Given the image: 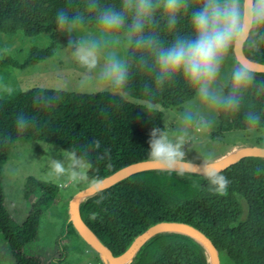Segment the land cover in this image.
Masks as SVG:
<instances>
[{
  "label": "trees",
  "instance_id": "obj_1",
  "mask_svg": "<svg viewBox=\"0 0 264 264\" xmlns=\"http://www.w3.org/2000/svg\"><path fill=\"white\" fill-rule=\"evenodd\" d=\"M85 0H0V35L22 32L27 37L47 34L60 36L55 25L59 9L83 10ZM112 3L113 0H103ZM188 28L185 18L179 30ZM163 30L161 25V31ZM166 38L168 35L164 34ZM53 45L33 57L52 55ZM8 59L9 63L11 62ZM1 63H6L0 60ZM255 62L264 63V52ZM260 73V72H258ZM264 74V73H262ZM143 74L133 80V98L145 101L141 94ZM37 89L18 91L0 99V134L13 137L10 144L0 143V233L9 247L15 264H62L66 246L79 237L71 222H65L54 246L44 256L25 253L26 245L38 237L45 212L56 201L59 187L29 177L25 197L30 208L25 221L18 223L6 206L2 188V166L16 141H37L60 146L63 150L86 145L93 139L101 142L109 155L97 160L92 153L90 176L104 178L138 161L147 160L149 132L163 128V113L141 105L114 104L104 92L81 94L61 91V101L52 109L36 107L32 97ZM188 95L180 84L166 87L152 100L162 108L180 109ZM25 112L37 118V125L17 134L15 115ZM139 117V119H138ZM221 131L248 130L242 115L221 117ZM264 126L255 128L260 130ZM230 184L224 194L211 192L203 177L161 169L136 173L105 189L79 205L86 226L114 255L123 253L132 241L160 221L188 223L201 230L225 252L234 264H264V159L245 157L222 171ZM194 192L187 193L190 186ZM101 196L103 199H101ZM246 210L245 218L242 219ZM81 239V238H80ZM130 264H209L204 247L190 236L164 232L153 236L137 252Z\"/></svg>",
  "mask_w": 264,
  "mask_h": 264
},
{
  "label": "clouds",
  "instance_id": "obj_2",
  "mask_svg": "<svg viewBox=\"0 0 264 264\" xmlns=\"http://www.w3.org/2000/svg\"><path fill=\"white\" fill-rule=\"evenodd\" d=\"M185 18L188 28L181 31ZM55 25L64 37L63 52L114 104L133 97L138 74L145 76L141 94L147 116L160 91L182 85L188 95L176 124L151 128L146 158L161 170L203 177L211 192L227 191L230 180L212 152L187 157L197 133L213 129L221 117L242 115L248 129L264 126V74L253 68L264 52V0H85L83 10L59 9ZM61 91L59 86L37 89L32 102L52 109L61 101ZM37 123L34 115L23 111L15 115L17 134ZM12 142L11 135L0 134V143ZM100 148L101 142L93 139L61 150L48 166L57 177L85 184L99 195L105 191L103 180L89 173L92 153ZM108 155L105 148L96 159Z\"/></svg>",
  "mask_w": 264,
  "mask_h": 264
},
{
  "label": "rangeland",
  "instance_id": "obj_3",
  "mask_svg": "<svg viewBox=\"0 0 264 264\" xmlns=\"http://www.w3.org/2000/svg\"><path fill=\"white\" fill-rule=\"evenodd\" d=\"M60 36L52 40L47 34L27 37L22 32L15 35H0V99L28 89H54L60 87L63 92L91 94L100 93L98 86L90 77L86 78L70 57L63 52ZM53 45L52 55L44 59L33 57ZM11 62L9 63L8 59ZM9 60V61H10ZM128 102L143 105L144 100L131 98ZM152 104V103H151ZM152 109L163 113L164 124L174 127L179 109L162 108L152 104ZM259 144L264 147V128L221 131L219 124L211 130L197 133L194 149L188 153L193 159L207 152L214 156L226 151L232 145L249 147ZM238 147H233L230 151ZM239 149V148H238ZM60 146L37 141H16L2 166V188L5 203L10 208L18 223H23L30 208V201L25 197L28 178L53 183L59 187L58 197L43 215L37 239L26 245L25 253L44 256L54 246L64 223L69 222V202L80 190L87 187L73 182L66 177H57L48 166L51 157H60ZM175 171H179L178 169ZM195 186H190L187 193H193ZM246 210L242 219L245 218ZM80 237V236H79ZM81 238V237H80ZM74 237L66 246V255L62 264H108L98 252L82 238ZM220 264H234L225 252L219 253ZM210 261V259H209ZM0 264H15L9 247L0 233Z\"/></svg>",
  "mask_w": 264,
  "mask_h": 264
},
{
  "label": "water",
  "instance_id": "obj_4",
  "mask_svg": "<svg viewBox=\"0 0 264 264\" xmlns=\"http://www.w3.org/2000/svg\"><path fill=\"white\" fill-rule=\"evenodd\" d=\"M253 68L257 72L264 73V63L254 62ZM245 157H257L264 159V147L249 146L239 148L237 153L216 164L224 170ZM153 169L159 168L153 165L148 159L138 161L102 178L104 188L107 189L136 173ZM94 195V192L90 188L86 187L78 191L71 198L68 208L69 222L72 223L77 234L86 243L93 247L98 254H100L103 259L107 261L108 264H130L139 249L148 240H150L153 236L164 232L180 233L192 237L204 247L206 254L207 250L210 252L212 260L211 262L208 260L209 264H220L219 252L213 242L198 228L188 223L177 221H160L151 225L144 232L136 236L130 246L123 253L120 255H114L112 251L106 247L88 228V226L85 225L80 217L79 205Z\"/></svg>",
  "mask_w": 264,
  "mask_h": 264
},
{
  "label": "crops",
  "instance_id": "obj_5",
  "mask_svg": "<svg viewBox=\"0 0 264 264\" xmlns=\"http://www.w3.org/2000/svg\"><path fill=\"white\" fill-rule=\"evenodd\" d=\"M233 147H238V148H241L239 145H232L230 148H228L226 151H224V152H222V153H220V154H218V155H216L215 156V162L216 161H218L219 159H224L231 151V149L233 148Z\"/></svg>",
  "mask_w": 264,
  "mask_h": 264
},
{
  "label": "bare ground",
  "instance_id": "obj_6",
  "mask_svg": "<svg viewBox=\"0 0 264 264\" xmlns=\"http://www.w3.org/2000/svg\"><path fill=\"white\" fill-rule=\"evenodd\" d=\"M239 151L238 148H236L235 150L231 151L224 159H219L218 161H216V163L222 162L223 160H225L226 158L234 155L235 153H237ZM207 255H208V260L210 259V262L212 260L211 254L210 252L207 250Z\"/></svg>",
  "mask_w": 264,
  "mask_h": 264
},
{
  "label": "flooded vegetation",
  "instance_id": "obj_7",
  "mask_svg": "<svg viewBox=\"0 0 264 264\" xmlns=\"http://www.w3.org/2000/svg\"><path fill=\"white\" fill-rule=\"evenodd\" d=\"M251 146H260L259 144H253V145H251ZM261 147V146H260Z\"/></svg>",
  "mask_w": 264,
  "mask_h": 264
}]
</instances>
